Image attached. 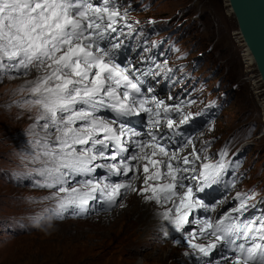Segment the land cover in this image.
<instances>
[{
  "label": "snow or ice",
  "instance_id": "1",
  "mask_svg": "<svg viewBox=\"0 0 264 264\" xmlns=\"http://www.w3.org/2000/svg\"><path fill=\"white\" fill-rule=\"evenodd\" d=\"M125 16L116 0H0V82L24 79L16 94L27 95L16 106L39 110L29 130L30 163L37 166L31 179L33 186L53 190L58 218L70 209L87 212L93 201L122 207L123 196L131 191L164 209L160 215L167 237V225L182 232L193 208H207L185 181H198L197 191L217 183L226 167L225 154L216 164L201 162L197 172L201 155L194 146L191 158L181 157L182 148L171 150L162 142V119L174 130L179 125L169 116L171 111L181 113L180 124L193 114L183 113L181 105L149 99L141 87V76L148 73L136 75L140 70L131 62H117ZM141 113L149 118L147 132L131 126L129 118ZM129 145L135 151L126 155ZM141 167L143 183L134 187L131 181ZM193 172L197 174L187 175ZM253 198L238 194L240 206L233 211L242 213ZM197 224L201 237L207 234L216 241L193 243L197 234L191 233L188 246L203 256L219 243L232 253L221 258L228 264H264V214L258 220L229 215Z\"/></svg>",
  "mask_w": 264,
  "mask_h": 264
},
{
  "label": "rangeland",
  "instance_id": "2",
  "mask_svg": "<svg viewBox=\"0 0 264 264\" xmlns=\"http://www.w3.org/2000/svg\"><path fill=\"white\" fill-rule=\"evenodd\" d=\"M116 4L122 14L126 13L132 29L147 36V43H158L166 49L159 62L166 63L162 73L172 71L168 80L171 84L166 88L169 93L191 96L197 102L195 106L215 101V109L205 108L213 113L210 121L194 122L193 143L179 155L190 149L192 152L194 146L201 158L210 156L213 160L219 151L235 156L239 161L235 169L238 185L218 199L232 203L238 194H246L254 197L252 209L264 205V85L255 64L246 60V47L229 3L116 0ZM24 82L7 78L0 82V264H181L178 259L171 263L156 260V242L139 232L119 236L110 251L100 247L91 250L92 244L109 240L121 226L124 204L133 203L139 196L134 192L123 196L122 207L93 215L75 217L72 209L59 218L54 214L53 190L35 187L31 179L37 167L30 163L33 136L22 133L33 125L39 110L16 106L27 95L16 94ZM103 213L113 216L102 226L95 218ZM189 221L195 224L191 218ZM86 231L94 237L85 235ZM163 233L164 229L160 230L159 236ZM172 234L169 231L168 236Z\"/></svg>",
  "mask_w": 264,
  "mask_h": 264
},
{
  "label": "bare ground",
  "instance_id": "3",
  "mask_svg": "<svg viewBox=\"0 0 264 264\" xmlns=\"http://www.w3.org/2000/svg\"><path fill=\"white\" fill-rule=\"evenodd\" d=\"M226 1L228 3V0ZM229 12H231V10H229ZM245 56H246V60L249 61V64H254L253 58L250 55L247 48L245 49ZM27 120L32 121V119L29 117H27ZM30 126L31 125L27 126L29 128L25 130V132H23L22 134H26V132L30 133L29 131L31 128ZM134 151L135 150H130L131 153ZM146 152L150 154L151 150L146 149ZM189 153H191V149L190 151L188 150L187 153H184L180 156L191 157ZM135 163H141L142 165L143 162H135ZM150 171H152V169H150ZM143 179H144V175H143V170L141 168L137 178L132 179L131 182L133 186L139 187L143 183ZM129 193L130 192H128L127 194ZM124 207L125 210L121 219L122 222L121 226L117 229V231L113 233V235H111L109 240L107 241L99 240L97 244L95 245L92 244L91 250L100 247L105 251L106 250L110 251L112 249V245L117 241L119 236L127 237V234L130 232L131 233L139 232L140 235L145 237H150L151 240L153 239L156 242L153 248V257L156 260L171 263L174 262V260L178 259V261H180L181 264H204V262L208 261V259L211 260L212 257L208 258L207 260L203 259L205 258V256H203L202 254H197L198 253L197 251L193 250L188 246V239L191 238L192 232H195L197 234L196 238L192 240L193 243L208 245L211 242L208 236L205 235L203 237L200 236V225H197L195 222H193L195 224L188 223L185 225V228L190 227L192 229L186 231L184 228L182 232H176L170 225H167L168 231H173V234L167 237L159 236L160 230L164 229V226L166 225V222L162 220L160 215L161 212L164 210L163 208H161L155 202L146 201L145 199L141 198V196H138L131 204L129 203L124 204ZM112 216L113 213H103L99 217L95 218V221H97L96 223H98V225L103 226L108 222V219H111ZM90 234L92 235L91 237H94L93 233H90V231H86L85 233V235H90ZM167 241H169L170 243ZM176 241H179V243H177ZM120 242H122V239L120 240ZM161 242H164V245H160ZM185 253H188V256H184ZM126 254L128 255V253ZM213 254H215V252ZM195 256H197L198 258ZM214 261H212V264ZM223 264H228V263H223Z\"/></svg>",
  "mask_w": 264,
  "mask_h": 264
},
{
  "label": "water",
  "instance_id": "4",
  "mask_svg": "<svg viewBox=\"0 0 264 264\" xmlns=\"http://www.w3.org/2000/svg\"><path fill=\"white\" fill-rule=\"evenodd\" d=\"M228 3L264 85V0H228Z\"/></svg>",
  "mask_w": 264,
  "mask_h": 264
}]
</instances>
